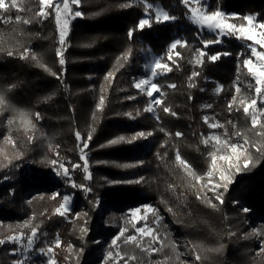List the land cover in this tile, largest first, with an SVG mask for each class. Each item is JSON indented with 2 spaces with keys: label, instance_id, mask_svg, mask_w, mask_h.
<instances>
[{
  "label": "trees",
  "instance_id": "trees-1",
  "mask_svg": "<svg viewBox=\"0 0 264 264\" xmlns=\"http://www.w3.org/2000/svg\"><path fill=\"white\" fill-rule=\"evenodd\" d=\"M12 2L5 0L6 8L0 9V48L4 49L0 51V90L14 108L38 112L41 119L37 121L33 115L37 131L25 132L18 119L11 127L8 125L12 112L0 113V238L5 240L0 244V264H13L18 259L13 254L18 247L7 237L20 231L26 233V238L31 235V229L21 228L24 223H29L30 228L37 223H52V234L57 233L61 242L55 256L58 264H99L102 246L117 234L125 211L142 204L155 210L148 216L150 220L158 214L154 231L166 233L176 242L186 264H264V158L257 159L254 166L239 163L233 182L226 192L223 190V203L196 184L175 160L179 151L198 174L205 176L209 171L211 149L201 142V137L212 132L222 135L224 129H210L205 116L225 124L230 136L236 130L228 121L236 123L238 130L251 129L250 117L245 116L242 107L237 111L234 105L231 112L228 108L232 97L238 95L236 87L244 95L255 96L253 79L246 72L239 73L238 63L249 57L240 40L219 39L198 28L182 0H80L78 5L72 4V9L82 15L69 22L65 44L61 45L53 7L45 8L46 16H37L40 0H16L19 7H11ZM125 3L132 6L121 7ZM146 3L160 6L176 19L156 23L152 10L145 9ZM199 5L206 11L233 14L227 20L237 27L247 25L246 16L264 23V0H201ZM146 15L152 18L151 26L134 31L130 39L129 30L135 29ZM17 16L31 23L17 22ZM216 39L220 42L205 47L203 41ZM177 40L185 46L178 45L169 59L170 46ZM57 48L62 49L63 65L56 55ZM24 49L35 53L56 75L39 67L30 56L20 59ZM8 50L14 55L9 56ZM129 50L128 60L118 63V58ZM146 50L160 56L171 68L157 80L166 95L163 105L155 107V115L143 111L150 98L133 86L145 73ZM197 50L204 53L199 63ZM214 55L218 56L215 61L210 59ZM109 72L113 76L106 80ZM193 72L199 75L192 78L195 87L189 88ZM169 84L177 87L169 88ZM217 87L221 89L219 93ZM101 96L105 103L97 111ZM207 104L212 107L205 108ZM164 106L177 115L164 113ZM258 106L264 107L259 101ZM137 111L140 115H136ZM93 124L95 132L84 150L89 164L87 174L91 176L86 180L83 167H73L84 164L75 133L79 131L86 139ZM161 128L171 135L166 136ZM141 131H151L153 135L108 145L120 135L131 137ZM254 131H248V137L259 140ZM176 132L183 136L177 138ZM32 135L35 138L29 143L28 136ZM5 137H10L16 146ZM250 152L254 158L259 157L255 148ZM52 160L69 170L73 184L85 185L90 191L73 187L69 179L60 177ZM126 164L132 166H118ZM170 184L174 188L169 189ZM64 192L73 195L75 210L83 212L84 223L87 221L83 226L87 231L79 236L75 229L70 230V225L60 223L55 214ZM197 195L202 199L198 200ZM209 199L215 207L209 206ZM40 230L39 227L37 235ZM33 244L37 255L42 248L39 238ZM70 244L76 249L68 250ZM193 245L219 251H193ZM120 248L132 250V246L124 244ZM136 253L143 255L138 249ZM196 254L204 259L197 261ZM165 255H172L170 248L146 257V261L162 260Z\"/></svg>",
  "mask_w": 264,
  "mask_h": 264
},
{
  "label": "snow or ice",
  "instance_id": "snow-or-ice-1",
  "mask_svg": "<svg viewBox=\"0 0 264 264\" xmlns=\"http://www.w3.org/2000/svg\"><path fill=\"white\" fill-rule=\"evenodd\" d=\"M143 2V0H142ZM182 2L189 8V11L191 13V20L194 24L199 25L201 28H207L210 32H216L217 36L224 35L226 34V30L229 32H232L233 34L239 33L240 35L237 36L238 39L243 38L245 40H252L253 36L250 34L253 28L259 27L261 29H264V23L261 24H254L252 23L255 20V17L253 16H246L244 17L245 20L249 21V27L246 29L243 25L240 26L239 28L235 24H226L224 23L225 16L222 12L220 11H206L203 9V7H191L192 3L195 4H200L201 0H182ZM70 3L71 4H76L78 5L80 3V0H63L62 2V9L63 12H61V3L59 0L54 4L53 0H40V10L36 13L37 16H46L47 13L45 12L46 7H53L56 9V19H57V25L59 26V43L61 45L65 44V37L68 33L67 29V24L68 20L64 19L63 22L61 21V15L63 14L65 17H67L69 14H72L74 16H80L82 13L80 11H75L74 13L72 12V9L70 8ZM131 4H122L121 7H131ZM145 9H153L155 8L154 5L150 3H146ZM11 7H19L17 5L16 0H13ZM5 0H0V9H5ZM11 18H9L10 21ZM17 22L23 23V24H30L31 20L29 19H23L20 16H17L16 18ZM151 17L147 18H142L140 19L138 25L136 26L135 29H130L128 32V36L131 39L133 36L134 31L136 30H143L145 27H150L151 26ZM176 18L173 16H170L167 11H164L160 8H155V22L156 23H163V22H168L171 20H175ZM217 30H219L217 32ZM247 33V34H246ZM219 39L216 40H208V41H203L205 44V47H207L208 44L210 43H219ZM256 44H259L261 47H264V31L260 32L259 38L255 40ZM185 46L184 43H182L180 40L175 41L170 49L169 52L171 53L172 49H176L177 46ZM90 46V45H86ZM3 48H0V51H3ZM131 50L128 52L124 53L122 57L118 58V63L122 59L124 61H127L129 58V53ZM200 51V50H197ZM253 54H257L256 48H252ZM7 54L9 56H13L14 52L12 50H8ZM56 55L60 58V64L63 65L65 63V60L62 58V49L57 48L56 50ZM179 55V53H177ZM200 55L203 56L204 53L200 51ZM223 55H228V53H223ZM31 58V60L35 61L36 64L44 68L45 71H48L52 75H56V73L51 72V69L47 68L41 61V59L35 54L32 53L30 49H24L23 52H21L19 58L20 59H27ZM171 55H169V59H171ZM258 58L261 63L258 65L253 64V62L250 59H245L243 61L244 66L248 69V72L252 75L253 79H255L256 86H255V96L249 97L247 95H244L241 93V89L239 87H236V93L238 95H234L232 97V100L228 103V108L229 111L233 109V106H237L236 110L239 111L240 108L242 107L243 112L246 117H250L251 120V129H245L243 131L238 130V126L236 123L233 121H228V124H231L232 128L235 129L231 136L229 135L226 125L217 121L211 120L209 117L205 116L204 117V122L208 125L210 129H224V132L222 135L220 134H209L207 137L202 136L201 137V142L206 146L209 147L211 150L209 151L208 155L211 158V164L209 166V171L205 174L208 181H213L214 179V174L218 173L219 175V180L217 182H214L212 184V189L210 190H215L217 188H223L224 192L228 190V185L232 182L231 177L227 175V173L230 171L232 167H239V163L243 162L244 167H248L249 164H252L254 166L255 162L259 158H264V107L258 106V101L259 104L264 105V53H259ZM211 60L215 61L218 59V56H211ZM199 63L200 61L197 60ZM122 66V65H121ZM146 69L150 70V77H143L140 78L139 80L135 81L133 86L138 89L142 93H146L147 96L150 98L148 105L143 109L144 112L146 113H153L155 115V107L162 106L164 103V97L165 93L161 90V87L154 82L155 78L158 77L159 75L164 74L167 71H171V68H169L165 63L162 62L161 58H155L150 65H146ZM159 70V71H158ZM199 74L196 72L192 73V76L189 77L190 83L188 84L189 88L195 87V83L192 82V78L198 76ZM113 76V72H109L105 79L107 80L109 77ZM59 78V76L57 77ZM15 87V85L11 86ZM167 87L175 89L177 86L175 84H169ZM249 89L252 88V85H248ZM221 89L218 87L216 89V92L219 93ZM203 91V89H201ZM154 93H159V96L156 97L154 96ZM50 98V97H49ZM135 97H128V99H134ZM191 99V97H189ZM105 103V99L103 96H101L99 103L97 104L96 108L97 111L102 110V106ZM205 108H211L212 105L207 104L204 105ZM5 111H10L13 113V116L8 119L7 123L11 127L16 120L18 119L21 124L24 125V130L25 132L31 130L33 133L37 131L36 125L33 122V115L35 117V120H40L41 116L40 114L37 113H30L28 111L24 110H19L17 108H14L11 104H9L8 100L6 99L5 92L3 90H0V113H3ZM163 112L171 115V116H176L177 114L168 106L163 107ZM130 118L132 117V113H127ZM136 115H140L139 111H137ZM96 116L93 115V121H95ZM156 119L159 120V116H156ZM161 131L164 132L166 136L171 135L168 133L165 129L161 128ZM254 131V135L259 138V140H251L247 132L248 131ZM95 132V126L94 124L90 127V130L87 133V138L84 139L81 136V133L77 131L75 133L77 141H79V149H80V159L84 161L83 165H73L74 168H80L83 167L84 172L86 173L85 179H91L90 174L88 173L89 169V164L87 160V154L85 153V149L89 147V141H91L93 137V133ZM153 132L148 131V132H137L135 135L131 137H126L123 135H120L114 139H111L108 141V145H116L120 143H131L132 141L136 140L137 138H146L149 136H152ZM175 136L177 138H180L183 136V133L181 132H176ZM232 136L235 137H242L243 138V143L240 142H233L232 141ZM34 135L28 136V142L31 143L34 139ZM5 140L9 144L14 145L13 140L10 137H5ZM107 145H102L101 147H104ZM162 147L164 145H161ZM51 148V145H49ZM251 148H255L256 152L259 153V157L254 158L253 155L250 152ZM58 155V153H57ZM19 156V154H18ZM176 163L180 166H182L184 172L190 176L196 184H202L204 181L205 177L201 176L198 174L192 167L191 165L184 160L179 151L176 153L175 157ZM223 161L225 165H227L224 170H221L217 167V161ZM51 164L57 165L59 163L58 160H52L50 161ZM121 167H131L132 165H118ZM59 167L63 168V164L59 163ZM59 174V171L57 172ZM64 175L68 176L69 175V170L67 168H64ZM139 182V181H136ZM73 187H82L85 192L90 191V188H88L85 185H76L73 184ZM174 188V185H169V189ZM224 192L216 191L215 192V199L223 203V195ZM55 197H53L54 199ZM197 199H202L200 195H197ZM70 197L64 196L63 197V203L59 205L55 209V213L63 216L65 212L69 211L67 205L69 203ZM207 203L211 207H215L216 205L213 203L212 200H208ZM153 211L155 214V210L151 209L149 206V209ZM139 210H134L131 215L133 217V220H141L144 219V217H137V212ZM169 211H172L171 208H169ZM244 211H247V209H244ZM85 216L87 215L86 213L84 214ZM160 217L157 214V219L156 223H159ZM87 223V221H85ZM127 223V220L125 221ZM23 227H27V224L24 225ZM40 225H35L34 227L31 228V235L27 236V244L24 245L23 251L24 252H29L32 248V245L34 243V239L37 236V232L39 229ZM133 227H135V223L133 224ZM87 229L86 227L81 228V232H86ZM128 232V229L126 227H121L119 234L116 235L112 241L111 244L109 245V251L107 252L105 256V260L108 261L110 259H117L118 261H123V264H186L185 261L181 259L182 254L177 251V244L176 242L172 241L166 233L161 234L158 231H154L152 228L148 227L147 224H145L144 227L140 228H135V232L138 233L139 235H126ZM256 235H259V233H254ZM229 235H235V233H229ZM144 236H148L151 238V242L149 244H144L141 242V238ZM21 236H9L7 237L8 240H10L13 243H19L21 240ZM123 238V244L125 246H132V250H126V249H121L118 241H121ZM245 238H247V235H245ZM5 240L3 238H0V244H3ZM157 244L159 245L158 247H153L152 244ZM54 244L56 247H59L61 242L57 238L54 241ZM70 247V246H69ZM223 245L220 246L222 248ZM166 248H170L172 255H165L162 260H147L146 257H150L154 253H163ZM196 248H200L201 251H219V249H206L203 245H193L192 250L194 251ZM139 250L140 253L143 255H138L136 253V250ZM53 251L52 246H48L47 249L45 250L44 248L40 249V252L42 254L47 255L48 253H51ZM261 251H264V245H262ZM15 254V251L13 252ZM195 259L197 261H202L204 257H202L200 254H196ZM14 264H25L24 261L22 260H16L14 261ZM48 264H53V261L51 258L49 259Z\"/></svg>",
  "mask_w": 264,
  "mask_h": 264
},
{
  "label": "rangeland",
  "instance_id": "rangeland-1",
  "mask_svg": "<svg viewBox=\"0 0 264 264\" xmlns=\"http://www.w3.org/2000/svg\"><path fill=\"white\" fill-rule=\"evenodd\" d=\"M57 2V0H53V3L55 4ZM59 2L61 3V12H63V9H62V2L63 0H59ZM191 7H194V8H197V7H201L200 5L198 4H195V3H192L191 4ZM70 8L72 9V4L70 3ZM155 8H160L162 9L160 6H155ZM155 8L151 9L153 14H154V17H155ZM189 9V8H188ZM54 10V13H55V16H56V9L53 8ZM163 10V9H162ZM72 12L74 13L75 11L72 9ZM221 12V11H220ZM225 16V19H224V23L226 24H232L230 23L227 19L231 16H233V14H226L225 12H222ZM149 15H146L145 18H147ZM75 16L72 15V14H69L67 17H65L63 14L61 15V21L63 22L64 19H67L68 20V24H67V29H68V26H69V22L74 18ZM190 20H191V13H190ZM57 21V19H56ZM192 21V20H191ZM254 24H258L255 20L252 22ZM194 24V23H193ZM260 24V23H259ZM196 25L198 28L200 29H203L201 28L199 25L197 24H194ZM249 27V21H247V25L245 26V28L247 29ZM59 28V26H58ZM239 28V27H238ZM204 30L206 31H209L207 28H204ZM219 30H217L218 32ZM264 31V29H261L259 27H256V28H253L252 31H251V35L253 36V39L252 40H245L243 38H240V42L242 43V45H244L247 49H248V52H249V57L248 58H245V59H250L253 64H256L258 65L259 63H261L262 61L259 60L258 58V54L259 53H264V47H261L259 44H256L255 43V40L259 38V34L260 32ZM210 32V31H209ZM211 33H214L217 35L216 32H211ZM247 34V33H246ZM240 35L239 33H235L233 34L232 32H229L226 30V34L224 35H220V36H217V38L219 39H222V38H229V37H235L237 38V36ZM59 38H60V35H59ZM183 43V42H182ZM171 47V46H170ZM256 48L257 50V54H253L252 52V48ZM144 60H143V68H144V74L143 76L139 77L140 78H143V77H150V70L149 69H146V65H150L151 62L155 59V58H161L160 56H156L154 55L150 50H146V52L144 51ZM168 54H170L171 56H174L175 55V52H174V49L171 50V53L168 52ZM201 55L200 53H197V60L201 61ZM244 59V60H245ZM162 60V59H161ZM243 60V61H244ZM243 61L241 62V64L238 63V66H239V70L240 72L239 73H244L246 72V75L249 76L251 79H253L252 75L248 72V69L244 66L243 64ZM159 71V70H158ZM166 74V72L162 75H159L158 77L155 78L154 82L158 84L157 80L164 76ZM138 79V80H139ZM253 81L255 82V79H253ZM241 84V80L239 79V85ZM159 85V84H158ZM255 86H256V82H255ZM218 88V87H217ZM216 88V89H217ZM146 94V93H145ZM147 95V94H146ZM154 96L158 97L159 96V93H154ZM211 134H217L216 132H212ZM232 141L233 142H240V143H243V138L241 137H235L233 136L232 137ZM241 166H244L243 162L241 161ZM217 167L221 170H224V168L227 167V165L224 164L223 161H217ZM64 168H66L65 166H63V168H60L59 167V164H57V167H56V173L59 171V176L60 177H63L65 179H69L70 180V183H74L72 180H71V173L69 172V175L68 176H65L64 175ZM238 168L237 167H232L230 169V171L227 173V175H229L231 177V180L233 182V172H237ZM205 179L204 181L202 182V187L205 191H207L208 193H211L213 195H215V192L216 191H220V192H223V188H217L215 190H210L212 189V184L214 182H217L219 180V175L218 173L214 174V179L213 181H208L206 175L204 176ZM231 182V183H232ZM230 183V184H231ZM229 184V185H230ZM228 185V187H229ZM64 196H68L70 197V200H69V203L67 205L69 211L65 212V214L63 216L59 215V214H56L59 218H60V223L62 224H65V225H70V230L72 229H75L76 232H77V235L79 236V234H81V228H83L84 226V220H83V212H78V210H75L74 208V197L72 194H68L67 192H64V194L62 195V201L61 203H63V197ZM150 208L152 209V207L150 206ZM139 210L137 212V217H144V219H141V220H136L134 221L133 220V217L131 215V213L134 211V210ZM149 209V205L147 204H142V205H139V206H135V207H132V208H128V210L125 211V214H124V218L122 219L123 220V223H122V226L121 227H126L128 229V232L126 233V235H139L138 233L135 232V228H140V227H144L145 224H147L148 227L152 228L154 230V226L157 224L156 223V219L155 220H150L148 218V216L153 213V211L151 210H148ZM103 211L100 210V215ZM127 220V223H125V221ZM135 223V227H133V224ZM27 224V227H23L24 225ZM35 225H40V228L42 230L39 231V234L35 237V238H39L41 244H42V248H44L45 250L47 249L48 246H52L53 248V251L51 253H48L47 255L45 254H42L41 252H39L37 255L34 254V244L32 245V248L29 252H24L23 251V247L24 245L27 244V238H26V233L24 231H20L19 233L17 232V234H14L12 236H21V240L19 243H14L17 245L18 249L17 251H15V253L18 255V259L17 260H22L25 262V264H48L49 262V259L51 258V260L53 261V264H58L55 256L57 254V248L54 244V241L58 238L60 240V236L56 234H52V229H53V225L52 223H49L47 225H44V224H40V223H37ZM52 227V229H51ZM120 227V229H121ZM21 228L22 229H31L30 226H29V223H24L21 225ZM120 229L117 231V234H119V231ZM115 235V236H116ZM113 236L111 238V241L112 239L115 237ZM122 242H123V238L121 239ZM111 241L108 243V244H104L102 246V250H101V253L98 255V259H99V264H123V261H118L117 259H110L108 261L105 260V256L107 254V252L110 250L109 249V245L111 244ZM11 242V241H10ZM141 242L144 243V244H149V243H152L151 242V238L148 237V236H144L141 238ZM13 243V242H11ZM118 244L119 246L121 247V245L123 243H121L120 241H118ZM154 244V243H153ZM152 244V246H153ZM70 247L68 248V250L72 251L73 249H76V246L73 244H70L69 245ZM154 247V246H153ZM14 264V263H13Z\"/></svg>",
  "mask_w": 264,
  "mask_h": 264
}]
</instances>
